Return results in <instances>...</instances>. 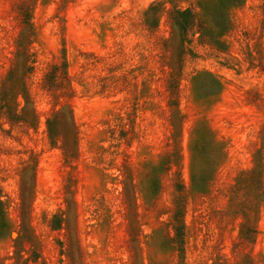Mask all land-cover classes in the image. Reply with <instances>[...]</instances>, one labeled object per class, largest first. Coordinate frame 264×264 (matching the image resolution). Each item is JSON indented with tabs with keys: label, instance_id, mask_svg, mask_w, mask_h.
<instances>
[{
	"label": "rangeland",
	"instance_id": "rangeland-1",
	"mask_svg": "<svg viewBox=\"0 0 264 264\" xmlns=\"http://www.w3.org/2000/svg\"><path fill=\"white\" fill-rule=\"evenodd\" d=\"M0 264H264V0H0Z\"/></svg>",
	"mask_w": 264,
	"mask_h": 264
}]
</instances>
